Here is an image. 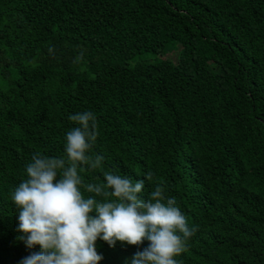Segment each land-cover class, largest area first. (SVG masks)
Instances as JSON below:
<instances>
[{
    "label": "trees",
    "instance_id": "16d2710c",
    "mask_svg": "<svg viewBox=\"0 0 264 264\" xmlns=\"http://www.w3.org/2000/svg\"><path fill=\"white\" fill-rule=\"evenodd\" d=\"M85 111L104 161L80 175L151 172L139 195L162 183L196 228L179 264H264V0H0V264L41 251L12 192ZM148 244L98 239L99 264Z\"/></svg>",
    "mask_w": 264,
    "mask_h": 264
},
{
    "label": "clouds",
    "instance_id": "9594fccd",
    "mask_svg": "<svg viewBox=\"0 0 264 264\" xmlns=\"http://www.w3.org/2000/svg\"><path fill=\"white\" fill-rule=\"evenodd\" d=\"M82 58L83 53L77 59ZM69 119L76 126L66 133L67 160L37 151L26 166L27 179L12 192L19 209L18 238L28 248L41 249L21 264H99L103 256L96 249L98 239L113 247L117 241H149L131 264H179L175 257L186 250L196 228L189 227L176 198L165 195L162 183L147 199L139 195L151 172L133 183L128 176L104 171L106 183H85L78 169H102L104 161L90 151L99 136L97 116L85 111ZM82 188L92 195L86 198Z\"/></svg>",
    "mask_w": 264,
    "mask_h": 264
},
{
    "label": "rangeland",
    "instance_id": "374dc122",
    "mask_svg": "<svg viewBox=\"0 0 264 264\" xmlns=\"http://www.w3.org/2000/svg\"><path fill=\"white\" fill-rule=\"evenodd\" d=\"M178 50H179V48L177 47H175V49H172V50H170L167 54H165L166 55V57H168V58H170L172 61H176V59H177V52H178Z\"/></svg>",
    "mask_w": 264,
    "mask_h": 264
}]
</instances>
